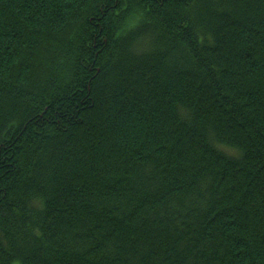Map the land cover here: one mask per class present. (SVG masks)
<instances>
[{
  "label": "trees",
  "instance_id": "obj_1",
  "mask_svg": "<svg viewBox=\"0 0 264 264\" xmlns=\"http://www.w3.org/2000/svg\"><path fill=\"white\" fill-rule=\"evenodd\" d=\"M0 264H264V0H0Z\"/></svg>",
  "mask_w": 264,
  "mask_h": 264
}]
</instances>
